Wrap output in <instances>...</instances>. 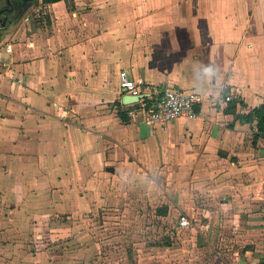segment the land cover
<instances>
[{
    "label": "crops",
    "instance_id": "obj_1",
    "mask_svg": "<svg viewBox=\"0 0 264 264\" xmlns=\"http://www.w3.org/2000/svg\"><path fill=\"white\" fill-rule=\"evenodd\" d=\"M42 1L50 16L32 23ZM9 14L0 27V261H19L21 240H11L21 225L82 220L114 205L133 176H221L224 204L238 191L257 199L264 135L249 147L254 124L237 115L264 104V0H33ZM121 72L145 98L198 94V116L164 130L123 121Z\"/></svg>",
    "mask_w": 264,
    "mask_h": 264
},
{
    "label": "rangeland",
    "instance_id": "obj_2",
    "mask_svg": "<svg viewBox=\"0 0 264 264\" xmlns=\"http://www.w3.org/2000/svg\"><path fill=\"white\" fill-rule=\"evenodd\" d=\"M46 3L32 23L46 22ZM143 177L119 182L124 190L114 205L92 207L82 220L46 215L31 228L21 225V237L11 240H21L15 264H264V173L257 175L263 184L257 199L238 191L241 199L225 204L227 189L214 190L223 187L221 176L214 183L173 172ZM182 217L187 227L180 226ZM5 258L0 263L9 264Z\"/></svg>",
    "mask_w": 264,
    "mask_h": 264
},
{
    "label": "built area",
    "instance_id": "obj_3",
    "mask_svg": "<svg viewBox=\"0 0 264 264\" xmlns=\"http://www.w3.org/2000/svg\"><path fill=\"white\" fill-rule=\"evenodd\" d=\"M119 87L125 95H141L137 83L125 72L119 75ZM142 96V95H141ZM231 96H225L224 101H231ZM202 100L198 94L180 90L164 91L156 98H140L137 102L128 104L126 113L130 118L140 117L142 123L151 127L166 129L169 124L179 118L194 120L198 115L196 107ZM60 110V108H58ZM180 226L187 227L189 221L182 217Z\"/></svg>",
    "mask_w": 264,
    "mask_h": 264
},
{
    "label": "trees",
    "instance_id": "obj_4",
    "mask_svg": "<svg viewBox=\"0 0 264 264\" xmlns=\"http://www.w3.org/2000/svg\"><path fill=\"white\" fill-rule=\"evenodd\" d=\"M52 1L58 0H51V2ZM228 103L231 104L232 101H229ZM240 106L242 107V109H249V107H247L243 103H241ZM118 114L123 121L128 118L125 112L119 111ZM237 119L244 123H248L251 125L254 124V127L251 129V132L247 136V145L249 147H255L258 139L261 137V135H264V104H261L254 108H250L248 113L238 114ZM160 214L166 215L165 212H160ZM169 245L170 243L167 242L166 246Z\"/></svg>",
    "mask_w": 264,
    "mask_h": 264
},
{
    "label": "flooded vegetation",
    "instance_id": "obj_5",
    "mask_svg": "<svg viewBox=\"0 0 264 264\" xmlns=\"http://www.w3.org/2000/svg\"><path fill=\"white\" fill-rule=\"evenodd\" d=\"M33 0H5V6L0 10V27H3L6 23L7 15H10L9 12L14 11L21 6H25L28 2ZM5 21L4 24H2Z\"/></svg>",
    "mask_w": 264,
    "mask_h": 264
},
{
    "label": "water",
    "instance_id": "obj_6",
    "mask_svg": "<svg viewBox=\"0 0 264 264\" xmlns=\"http://www.w3.org/2000/svg\"><path fill=\"white\" fill-rule=\"evenodd\" d=\"M5 21L2 23L4 24ZM143 96L141 95H138V96H131V95H127L125 94L123 97H122V104L124 105H127V104H131V103H135L137 102L140 98H142Z\"/></svg>",
    "mask_w": 264,
    "mask_h": 264
}]
</instances>
